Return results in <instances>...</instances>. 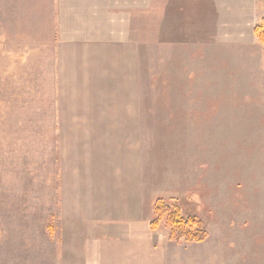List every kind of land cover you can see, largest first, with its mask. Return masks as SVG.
<instances>
[{
    "label": "rangeland",
    "instance_id": "obj_1",
    "mask_svg": "<svg viewBox=\"0 0 264 264\" xmlns=\"http://www.w3.org/2000/svg\"><path fill=\"white\" fill-rule=\"evenodd\" d=\"M53 1L0 0V264H84L100 225L78 219L80 155L65 139L72 125L56 122ZM233 3L212 21L149 20L150 42L134 45L151 183L166 186L155 200L208 234L177 243L183 264H264V45L253 33L264 0ZM152 232L172 242L163 224Z\"/></svg>",
    "mask_w": 264,
    "mask_h": 264
},
{
    "label": "crops",
    "instance_id": "obj_2",
    "mask_svg": "<svg viewBox=\"0 0 264 264\" xmlns=\"http://www.w3.org/2000/svg\"><path fill=\"white\" fill-rule=\"evenodd\" d=\"M53 2L56 28L46 43L57 45L56 122L72 125L65 139L80 155L77 188L86 206L79 208L78 197V219L100 224L84 264H183L177 243L157 241L149 228L153 201L166 186H159L158 175L151 183L152 151L148 138L144 143L151 117L135 96L134 45L150 42L144 34L149 20L176 22L181 13L187 20L204 12L198 18L207 21V13L227 12L236 0Z\"/></svg>",
    "mask_w": 264,
    "mask_h": 264
},
{
    "label": "trees",
    "instance_id": "obj_3",
    "mask_svg": "<svg viewBox=\"0 0 264 264\" xmlns=\"http://www.w3.org/2000/svg\"><path fill=\"white\" fill-rule=\"evenodd\" d=\"M253 33L264 45V18L255 26ZM161 224L167 228L169 240L175 243L201 244L208 238L202 222L194 216L184 215L172 200L159 198L153 204L149 227L155 231Z\"/></svg>",
    "mask_w": 264,
    "mask_h": 264
}]
</instances>
